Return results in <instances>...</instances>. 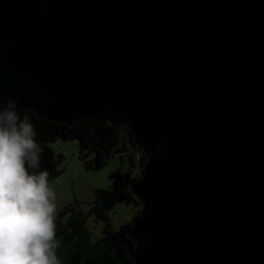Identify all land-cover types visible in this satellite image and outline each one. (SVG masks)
I'll return each instance as SVG.
<instances>
[{
	"label": "water",
	"instance_id": "obj_1",
	"mask_svg": "<svg viewBox=\"0 0 264 264\" xmlns=\"http://www.w3.org/2000/svg\"><path fill=\"white\" fill-rule=\"evenodd\" d=\"M0 94L126 127L133 264H264V0H0Z\"/></svg>",
	"mask_w": 264,
	"mask_h": 264
},
{
	"label": "clouds",
	"instance_id": "obj_2",
	"mask_svg": "<svg viewBox=\"0 0 264 264\" xmlns=\"http://www.w3.org/2000/svg\"><path fill=\"white\" fill-rule=\"evenodd\" d=\"M36 135L17 102L0 94V264H60L56 195Z\"/></svg>",
	"mask_w": 264,
	"mask_h": 264
},
{
	"label": "trees",
	"instance_id": "obj_3",
	"mask_svg": "<svg viewBox=\"0 0 264 264\" xmlns=\"http://www.w3.org/2000/svg\"><path fill=\"white\" fill-rule=\"evenodd\" d=\"M21 118L27 117L33 124L37 133L36 140L40 144L42 152L40 156V169L50 173V184L60 173L56 168L51 149L48 142L54 141L57 137L76 138L80 143V158L86 168L99 170L109 156L120 151L134 150L129 155L131 164L134 153L140 155V168L137 176L133 175V169L127 171L115 169L111 172L112 186L109 189H94L96 205L90 208V212L104 223L103 234L94 243L89 242V231L84 227V219L79 212L73 208L65 209V213L71 211L66 226H62L58 218L54 216L56 224V239L67 247L74 244V253L65 264H133L134 242L127 236L131 221L122 223L118 229L112 230L105 211L110 210L117 203H136L138 201L130 194L129 184L142 175V162L144 156L136 149V146L125 126L111 125L107 122L97 124L89 118L80 119L74 125L68 126L65 123H55L52 120L44 119L33 110H23ZM122 155H120L121 157ZM90 157V158H89ZM142 161V162H141ZM64 264V263H63Z\"/></svg>",
	"mask_w": 264,
	"mask_h": 264
},
{
	"label": "rangeland",
	"instance_id": "obj_4",
	"mask_svg": "<svg viewBox=\"0 0 264 264\" xmlns=\"http://www.w3.org/2000/svg\"><path fill=\"white\" fill-rule=\"evenodd\" d=\"M47 144L53 153L56 168L60 171L49 186L56 195L55 216L62 226H66L71 211L65 213L64 210L73 208L74 211L79 212L85 217L84 227L89 231V242L94 243L102 236L104 226L103 221L90 212V208L96 205L94 189H110L112 186L110 174L117 168L124 172L132 168L133 175L137 176L140 161L133 160L131 164L129 155L133 154L134 150L129 148L121 157L117 154L109 156L105 164L95 171L86 168L83 164L78 139L57 137ZM143 163L144 161L141 164ZM139 210L140 204L121 201L105 213L111 229L116 230L122 223L131 221ZM74 242L70 247L60 242V246L55 249L60 264L68 262L75 248L79 247Z\"/></svg>",
	"mask_w": 264,
	"mask_h": 264
},
{
	"label": "built area",
	"instance_id": "obj_5",
	"mask_svg": "<svg viewBox=\"0 0 264 264\" xmlns=\"http://www.w3.org/2000/svg\"><path fill=\"white\" fill-rule=\"evenodd\" d=\"M134 159L136 161L140 160V155H139L138 151L134 153Z\"/></svg>",
	"mask_w": 264,
	"mask_h": 264
},
{
	"label": "crops",
	"instance_id": "obj_6",
	"mask_svg": "<svg viewBox=\"0 0 264 264\" xmlns=\"http://www.w3.org/2000/svg\"><path fill=\"white\" fill-rule=\"evenodd\" d=\"M124 152H125V151H120V152H118V153H116V154L120 157V155H123Z\"/></svg>",
	"mask_w": 264,
	"mask_h": 264
},
{
	"label": "bare ground",
	"instance_id": "obj_7",
	"mask_svg": "<svg viewBox=\"0 0 264 264\" xmlns=\"http://www.w3.org/2000/svg\"><path fill=\"white\" fill-rule=\"evenodd\" d=\"M141 153V152H140Z\"/></svg>",
	"mask_w": 264,
	"mask_h": 264
}]
</instances>
